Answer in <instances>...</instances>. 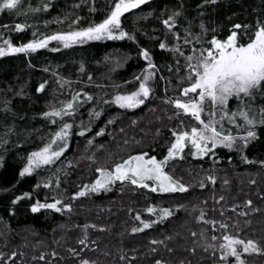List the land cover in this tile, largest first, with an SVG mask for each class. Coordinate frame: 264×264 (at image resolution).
<instances>
[{"label":"trees","instance_id":"obj_1","mask_svg":"<svg viewBox=\"0 0 264 264\" xmlns=\"http://www.w3.org/2000/svg\"><path fill=\"white\" fill-rule=\"evenodd\" d=\"M115 2L50 0L49 9L31 12L29 5L40 7L42 0H21L20 11H0V44L9 39L19 46L32 40L34 32L40 38L101 22ZM175 12L181 13L175 26L180 37L190 32L203 41L213 35L226 39L235 30L243 43L248 40L243 26L264 21V0H148L121 17L122 27L134 39L85 40L69 47L52 41L47 48L0 57V264H80L81 259L95 264H155L157 260L162 264H224L218 248L223 235L257 241L261 250L250 252L244 261L264 264V126L257 127V139L246 147L239 144L238 150L222 147L196 157L186 149L183 159L171 160L165 171L188 185L186 192L155 193L124 181L110 192L73 198L82 185L99 176L97 167L112 168L139 153L161 159L174 141L171 130L198 124L169 102L181 97V88L188 83L180 79L186 72L184 57L170 50L177 41L163 24ZM76 16L81 18L79 24H71ZM57 17L62 22L57 23ZM20 23L29 26L17 30L15 25ZM235 24L241 28L234 29ZM248 33L252 34L251 29ZM161 42L169 47L160 49ZM179 44L190 54L191 46H184L183 39ZM142 49L149 51L158 69L148 82L150 96L133 110L105 108V101L115 94L138 87L133 78L147 67ZM40 84H44L43 91H38ZM77 92L79 106L71 116L63 117L73 125L69 149L54 164L21 177L29 155L58 130L60 118L53 124L43 113L61 107ZM84 93L93 99L87 100ZM230 106L234 107V101ZM93 110L101 115L90 120ZM81 122L91 128L83 136L79 134ZM101 128L103 135H96ZM208 176L214 177V183ZM60 199L71 204V210L32 211L37 201ZM153 206L155 213L146 211ZM161 208H168L172 215L161 218ZM201 211L205 220L218 221L215 227L199 220ZM141 221L151 222L150 227L144 228ZM220 223L228 228H221ZM133 227L142 230L132 232ZM38 244L43 246L36 248ZM70 249H76L79 256Z\"/></svg>","mask_w":264,"mask_h":264},{"label":"snow or ice","instance_id":"obj_2","mask_svg":"<svg viewBox=\"0 0 264 264\" xmlns=\"http://www.w3.org/2000/svg\"><path fill=\"white\" fill-rule=\"evenodd\" d=\"M147 2L148 0H116L109 14L101 22L91 23L86 27L67 32L57 31L47 35L41 34L40 38H35L34 32L32 40L19 46L13 44L9 39H4L0 44V57L13 53L34 52L37 49L47 48L52 41L69 47L74 43H83L85 40L123 39L124 37L134 39L122 27L121 17ZM209 2L215 3V0H205V3ZM20 6L21 0H0V11H20ZM51 6L50 0L49 2L42 0V6L33 8L29 5L28 10L39 12L49 9ZM75 7H79V5H75ZM179 15H181L179 12L173 13L163 20V24L177 41L170 50L177 56L184 57L186 72L180 79L182 82L186 80L188 83L187 86L181 88L182 96L170 99L169 102L173 103L177 109L182 110L184 114H190L198 124H193L187 130L183 128L179 131L171 130L175 139L171 142L163 159L158 160L155 156L146 159L147 153H139L129 155L126 159L114 163L112 168L97 167L96 172L99 173V176L93 183L82 185L81 189L73 194V198L83 197L89 193H98L102 190L107 191L111 185L118 181H129L132 185L150 188L153 192H186L188 185L175 178L169 171H165L170 160L177 157L184 158L186 147L189 148L192 155L202 157L213 152L218 146L232 149L239 142L243 147H246L251 140L258 138L257 127L264 126V21L257 20L255 26H243L245 28L243 35L248 36V40L243 43L237 39L238 34L235 30L226 39H220L213 35L210 40L203 41L200 35L192 36L190 32L184 37H180L179 32L175 31L176 17ZM80 19L79 16H76L71 24H79ZM56 22L62 21L57 17ZM44 23L48 24L49 21H44ZM28 26L26 23H20L16 24L15 28L23 30ZM200 27L204 33L208 31L203 23ZM233 28L239 29L241 25L235 24ZM249 29H251V35L248 33ZM190 36L192 39H189ZM181 39H183L184 46H191L190 54H185V51L182 50L179 44ZM197 43L201 44V47H195ZM204 43H207L208 46L204 47ZM168 47L164 42L159 44L160 49ZM140 55L147 61V67L140 75L133 78L139 82L138 87L130 92L117 93L112 101H105V103H115L123 109H134L145 103L152 92L148 82L153 79L158 69L147 49H142ZM176 64L179 65V59ZM89 80H91V76H89ZM126 83L128 82L126 81ZM43 89L44 84H40L38 91H43ZM84 95L87 100L93 99L88 93H84ZM79 99L80 93L77 92L73 95L72 100L62 102L61 107H52L43 113L45 117L50 118V122L53 124L57 123V117L61 118L58 130L51 133L43 147L29 155L26 166L20 172L21 177L31 174L34 169L54 164L65 152L73 125L64 121L63 117L71 116L76 111L79 106L76 102ZM230 100L234 101V107L230 106ZM100 115L101 112L93 110L90 113V120L98 118ZM176 115H180V112H177ZM108 123H112V121L109 120ZM183 123V120L180 121V124ZM226 125L243 130L245 134H233L232 127H226ZM89 131H91L90 126L84 127L81 122L79 134L83 136ZM104 131L105 129L101 128L96 135H103ZM89 143L92 141L89 140ZM245 159L247 158L245 157ZM0 163H2V158H0ZM207 179L214 183V177L208 176ZM39 186L38 184L37 187ZM45 186L49 187L50 182ZM200 186H204L203 182ZM24 195L30 196L31 194L24 193ZM19 199L20 197H17V200ZM61 204L60 200H55L53 203L37 201L32 205V211L38 212L41 209H54L57 212H61L63 209L71 210V204H63L62 208L58 207ZM247 204L251 205L252 201L248 200ZM146 211L155 213V206L147 208ZM254 211H259V209H254ZM159 215L163 218L172 215V212L168 208H161ZM135 218L140 220L139 214ZM199 220L209 223L213 227L218 223L215 220H205L203 211L200 213ZM141 223L144 228L150 227L151 224L149 221H141ZM86 227L87 225H85ZM220 227L227 229L228 225L220 223ZM141 230L139 227L132 228V232ZM192 235L195 236L196 233L193 232ZM212 239L216 240L217 237L213 236ZM222 239L224 242L219 244L218 248L221 251L220 259L224 264H228L230 256L235 257L236 264H245L241 258L242 253L261 250L257 241L253 239L245 240L233 235H223ZM80 243L84 244L85 240H80ZM153 243L157 242L153 241ZM70 251L77 256L80 254L76 249H70ZM193 251L195 250L193 249ZM80 264H95V262L81 259ZM155 264H162V261L157 260Z\"/></svg>","mask_w":264,"mask_h":264},{"label":"rangeland","instance_id":"obj_3","mask_svg":"<svg viewBox=\"0 0 264 264\" xmlns=\"http://www.w3.org/2000/svg\"><path fill=\"white\" fill-rule=\"evenodd\" d=\"M75 44V43H74ZM113 100V98L112 99H110V100H107V101H112ZM231 101L232 100H230V102H229V104L231 103ZM77 104H78V102H76ZM118 106L117 104H115V103H104V106H105V108H109V107H112V106ZM141 106V105H140ZM140 106H138V107H140ZM119 107V106H118ZM138 107H136V108H138ZM136 108H134V109H136ZM123 109V108H122ZM133 110V109H132ZM65 117V116H64ZM61 119V118H60ZM226 127H228L227 125H226ZM259 127V126H258ZM232 131H233V134H237V133H239V135H244L245 133H244V131L243 130H239V129H236L234 126H232ZM70 133H71V131H70ZM70 139H71V134H70V136H69V139H68V147H67V149L65 150V152L69 149V144H70ZM175 139V138H174ZM239 142L237 143V145L236 146H234L231 150H238V147H239ZM223 146H218L217 147V149H221ZM225 148V147H224ZM186 149H189L188 147H186L185 149H184V152L186 151ZM194 151V150H193ZM64 152V153H65ZM63 153V154H64ZM63 154L60 156V158L63 156ZM185 154V153H184ZM192 155V154H191ZM193 156H196V155H193ZM196 157H200V156H196ZM59 158V159H60ZM83 159H80L83 163H84V161H86V158L85 157H82ZM146 159L148 158V157H145ZM177 158H179V157H177ZM177 158H175V159H177ZM58 159V160H59ZM158 159V158H157ZM161 159H163V158H161ZM175 159H173V160H175ZM57 160V161H58ZM159 160V159H158ZM171 161V160H170ZM169 161V162H170ZM81 163V162H80ZM47 166V165H46ZM42 167H44V166H42ZM41 168V167H40ZM39 168H37V169H34L33 170V172L34 171H36V170H38ZM32 172V173H33ZM26 175H28V174H26ZM119 182V181H118ZM117 183V182H116ZM115 183V184H116ZM151 183V182H150ZM115 184H113V185H111L110 186V188H109V190H107V191H100V192H98V193H89L88 195H93V194H99V193H103V192H105V193H107V192H110L111 190H112V188L115 186ZM147 189H149V190H151L150 188H147ZM178 192H180V191H177V192H168V193H164V192H160V191H156L155 193H161V194H172V193H178ZM65 200L66 201H69V199L68 198H65ZM60 201L62 202V204L63 203H65V201H62L61 199H60ZM55 202V201H54ZM53 203V202H52ZM61 204V205H62ZM61 205H58V207H61ZM62 208V207H61ZM67 210V209H66ZM70 241H71V239H70ZM41 246H43V244H38L37 245V247L36 248H41ZM250 253V252H249ZM249 253H242V259L243 260H245V257L247 256V254H249ZM37 257V256H36ZM28 258V257H27ZM34 258V257H33ZM228 264H236V262H235V257H228Z\"/></svg>","mask_w":264,"mask_h":264}]
</instances>
